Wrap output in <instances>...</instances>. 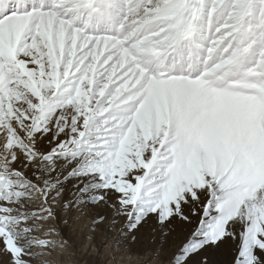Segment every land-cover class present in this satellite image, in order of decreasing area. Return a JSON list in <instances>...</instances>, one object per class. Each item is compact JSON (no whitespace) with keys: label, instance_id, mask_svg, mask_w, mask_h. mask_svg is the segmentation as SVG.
<instances>
[{"label":"snow or ice","instance_id":"obj_1","mask_svg":"<svg viewBox=\"0 0 264 264\" xmlns=\"http://www.w3.org/2000/svg\"><path fill=\"white\" fill-rule=\"evenodd\" d=\"M85 209L146 264H264V0H0V264Z\"/></svg>","mask_w":264,"mask_h":264},{"label":"rangeland","instance_id":"obj_2","mask_svg":"<svg viewBox=\"0 0 264 264\" xmlns=\"http://www.w3.org/2000/svg\"><path fill=\"white\" fill-rule=\"evenodd\" d=\"M85 212L87 214L83 216H80L79 211L72 212L69 225H60L66 230L70 229L75 241V251L68 250L62 264H146L153 246L147 230L135 243L123 241L118 247H113L114 241L119 238L117 228L120 225L110 232L105 231L104 226L91 232L87 225L92 212L88 209ZM77 216H80L79 220L76 219ZM90 236L92 239H88ZM208 254L213 264H228L233 255L232 246L228 244L219 249H210Z\"/></svg>","mask_w":264,"mask_h":264}]
</instances>
